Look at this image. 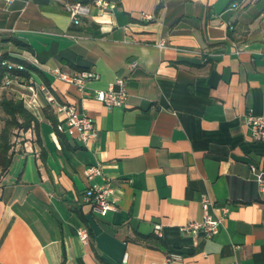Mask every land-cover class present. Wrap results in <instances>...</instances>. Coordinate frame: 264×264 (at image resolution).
Instances as JSON below:
<instances>
[{"label":"crops","instance_id":"obj_1","mask_svg":"<svg viewBox=\"0 0 264 264\" xmlns=\"http://www.w3.org/2000/svg\"><path fill=\"white\" fill-rule=\"evenodd\" d=\"M65 1L0 0V55L24 59L28 79L90 115L97 136L57 130L63 118L38 90L37 123L18 134L32 150L9 147L2 171L0 264H147L172 252L180 259L165 264H264V192L249 168L264 172V140L244 122L264 115V0H109L76 21ZM56 66L97 75L79 89ZM119 75L126 102L106 107L92 92ZM26 83L16 76L0 96L21 99ZM5 117L0 108V129ZM93 163L102 174L87 180ZM106 181L114 208L98 215L84 191ZM204 193L221 218L206 239L181 229L202 218Z\"/></svg>","mask_w":264,"mask_h":264},{"label":"built area","instance_id":"obj_2","mask_svg":"<svg viewBox=\"0 0 264 264\" xmlns=\"http://www.w3.org/2000/svg\"><path fill=\"white\" fill-rule=\"evenodd\" d=\"M249 2H255L256 0H248ZM94 5L101 9H113L115 3L109 0H91L90 2H82L80 0L65 1L64 6L68 11L71 20L76 21L81 16L89 14L90 7ZM236 6V2L232 4ZM164 44V39H160L158 45ZM136 65L135 60L127 62V68L130 70ZM12 67L20 68L18 63L7 62V68ZM49 72L54 76L60 78L63 81L74 83L79 89H82L84 83L89 78L96 77V73L89 69H82L79 71H67L60 67L49 68ZM16 78L13 73L8 72L4 78V84L12 81ZM27 91L23 93L21 99L25 106L30 109L33 114H36L38 107L42 104L38 96V90L43 92L46 102L54 104L55 111L62 116V120L56 123V129L74 135L76 139L81 142H86L90 139H94L97 136L96 127L93 118L86 112L78 110L73 103L61 101L56 96L47 90L43 84L37 85L33 79L26 80ZM92 96L98 101L102 102L106 107L122 106L126 102L127 89L125 85V78L121 75L115 77L113 81H110L103 89H95L92 92ZM244 122L249 129L250 135L253 139L264 140V115L254 114L250 111L245 113ZM21 129H15V132L11 138L10 149H18L24 147L26 150H32L27 146V143L19 136ZM249 168L254 174L255 181L259 191L264 192V172L258 170L254 164H250ZM87 180L92 179L96 175L102 174L101 165L99 163H93L87 165L84 169ZM2 180V171L0 170V182ZM112 191L109 181L102 183L88 184L84 191V200L90 204L91 210L98 215H105L109 210L114 208V203L109 199V194ZM201 204L203 208V215L200 220L189 221L181 226V229L186 232L200 233L202 237L210 238L215 235L219 230V224L221 218L214 215L210 211V207L213 202L205 193L201 195ZM223 211H226V207H221ZM154 231L160 234V225H154ZM78 236L81 240H85L88 237V232L85 228H78ZM180 259V255L176 252L168 253L167 256L161 261H151L147 264H165L171 260ZM227 264H237L230 262Z\"/></svg>","mask_w":264,"mask_h":264},{"label":"trees","instance_id":"obj_3","mask_svg":"<svg viewBox=\"0 0 264 264\" xmlns=\"http://www.w3.org/2000/svg\"><path fill=\"white\" fill-rule=\"evenodd\" d=\"M82 2H89L91 0H80ZM15 62L21 65L20 68H7V62ZM29 65L24 59L11 56L6 53L0 55V85L4 83L5 75L8 72L15 76L22 77V80H27ZM0 108L5 113L4 124L0 129V170L4 171L10 163V136L14 133V129H27L31 124L36 125L37 119L35 114L28 109L23 103L22 99L15 97L12 94H2L0 96ZM64 264V263H63Z\"/></svg>","mask_w":264,"mask_h":264}]
</instances>
